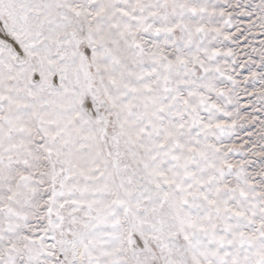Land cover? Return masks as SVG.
Segmentation results:
<instances>
[{
  "label": "snow or ice",
  "instance_id": "snow-or-ice-1",
  "mask_svg": "<svg viewBox=\"0 0 264 264\" xmlns=\"http://www.w3.org/2000/svg\"><path fill=\"white\" fill-rule=\"evenodd\" d=\"M0 264H264V0H0Z\"/></svg>",
  "mask_w": 264,
  "mask_h": 264
}]
</instances>
